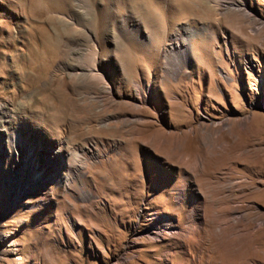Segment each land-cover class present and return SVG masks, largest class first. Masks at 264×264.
Here are the masks:
<instances>
[{"label":"rangeland","instance_id":"374dc122","mask_svg":"<svg viewBox=\"0 0 264 264\" xmlns=\"http://www.w3.org/2000/svg\"><path fill=\"white\" fill-rule=\"evenodd\" d=\"M8 1L0 264H264V0Z\"/></svg>","mask_w":264,"mask_h":264},{"label":"bare ground","instance_id":"6f19581e","mask_svg":"<svg viewBox=\"0 0 264 264\" xmlns=\"http://www.w3.org/2000/svg\"><path fill=\"white\" fill-rule=\"evenodd\" d=\"M15 4L12 3L11 1H8V0H0V16L2 15V17H5V19H7L8 21H14L13 18H15L18 13L16 12V10H14ZM11 21V22H12ZM188 27V26H187ZM186 29V27H185ZM188 30V29H187ZM171 41H170V45H169V49H168V53H169V50L171 51V53L174 51V50H182L183 51V47L185 45H183L180 41V38L178 36V34L174 35L172 38H170ZM189 44V43H188ZM187 47V46H186ZM189 48V46H188ZM180 52V51H179ZM175 53V52H173ZM181 53V52H180ZM183 53V52H182ZM176 54V53H175ZM169 55V54H167ZM175 58V57H174ZM38 133H33L32 135L34 137H36ZM46 142V141H45ZM45 144V143H44ZM62 142L61 140H57L54 144V148L51 149V147H49L48 144H45L43 145V147L39 150V153H41L42 155H44V159L47 161V162H53L55 163L56 161V152L58 155L62 154L63 152H66L67 153V150L62 146ZM43 159V160H44ZM58 160V159H57ZM74 162V161H73ZM24 163H26V160H24L23 158L17 162V164L15 165V170H16V173L17 175L18 174H21L22 173V169H23V166H24ZM28 164V163H27ZM36 166L37 164L34 163ZM74 164V163H73ZM72 165V164H70ZM69 164L67 165V171H70L72 170L73 165L70 166ZM36 166L33 167V170L36 168ZM75 166V165H74Z\"/></svg>","mask_w":264,"mask_h":264}]
</instances>
